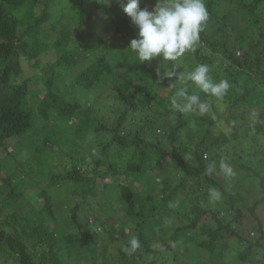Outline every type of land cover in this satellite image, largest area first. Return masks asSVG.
Masks as SVG:
<instances>
[{
    "label": "trees",
    "instance_id": "trees-1",
    "mask_svg": "<svg viewBox=\"0 0 264 264\" xmlns=\"http://www.w3.org/2000/svg\"><path fill=\"white\" fill-rule=\"evenodd\" d=\"M204 4L194 48L176 61L157 57L155 69L127 49L138 30L117 0H0V147L14 140L30 153L14 168L0 157V264H200L201 251L205 264L230 252L226 264H264V224L245 231L264 201V0ZM99 23L118 39L105 42ZM200 64L230 88L221 98L199 88L208 111L181 114L169 78ZM221 162L242 177L236 186L217 180ZM65 185L57 204L51 189ZM33 187L43 203L27 201L20 214ZM173 217L179 225H168ZM133 236L140 247L128 254Z\"/></svg>",
    "mask_w": 264,
    "mask_h": 264
},
{
    "label": "clouds",
    "instance_id": "clouds-1",
    "mask_svg": "<svg viewBox=\"0 0 264 264\" xmlns=\"http://www.w3.org/2000/svg\"><path fill=\"white\" fill-rule=\"evenodd\" d=\"M122 5L123 12L136 27V38L130 41L127 49L140 62L163 58L166 61H176L184 53L192 50L199 39V33L208 21V11L204 0H156L152 10L140 7V0H117ZM169 77L174 73H169ZM180 80L192 82L204 93L221 98L230 88L227 80L214 83L209 76V67L200 64L187 73H181ZM171 106L181 114L198 112L204 115L208 105L195 94L189 95L185 88H179L171 100ZM214 164L206 169L208 174L214 171ZM220 170L227 177L233 175L232 168L221 162ZM214 198H219L215 189L210 190ZM140 247L139 240L133 236L128 241L125 251L132 254Z\"/></svg>",
    "mask_w": 264,
    "mask_h": 264
},
{
    "label": "rangeland",
    "instance_id": "rangeland-1",
    "mask_svg": "<svg viewBox=\"0 0 264 264\" xmlns=\"http://www.w3.org/2000/svg\"><path fill=\"white\" fill-rule=\"evenodd\" d=\"M141 1V0H140ZM145 5V7H148L149 5L148 4H144ZM231 6H230V10L231 11H233L234 10V8H235V3H231L230 4ZM97 17V16H96ZM240 18H237L236 19V21L238 20V21H240L239 20ZM127 26H129V27H132V26H134L133 24H132V22L130 21V22H128V24H127ZM98 30L99 31H101L102 32V34L104 35V40H105V42H106V40H108L109 41V43L110 42H112V41H114L115 39L117 40L118 38L117 37H115V35L113 34V30H111V28L109 27V25L108 24H98ZM124 31L125 32H130V30H128L127 28H125L124 29ZM67 36V35H66ZM68 37V36H67ZM91 43H92V47H95L96 45H98V43L96 42V33L93 35V37H92V39H91ZM68 47L70 48V49H74V47H75V45L72 43V40L71 39H69V41H68ZM187 54V53H186ZM54 59V54H52V55H49V54H46V55H44V57H43V61H51V60H53ZM149 65H150V67H152V68H155V69H157V68H159L160 66H161V63H160V61L157 59V58H154V59H152L151 61H150V63H149ZM182 66L184 65L183 63L181 64ZM70 80V79H69ZM67 81V80H66ZM169 81L171 82V83H169L168 84V86H166L167 88H166V91L167 90H172V88H174V86L176 87L175 89H179V88H185V89H187L188 90V93H189V95H191V94H195V95H198L199 97H200V99H201V101L203 102V100H204V96H203V94H201L200 92L199 93H197L199 90V87L198 86H194V87H192V86H187L186 87V80H180L179 78H176V79H174V78H169ZM193 83L191 82V85H192ZM164 93L165 92V90H161V93ZM259 95V94H258ZM256 96V94H254V96H250V97H252L254 100H255V97ZM258 98H260L259 100H263V97L261 96V97H258ZM32 101V100H31ZM13 141L14 140H11V142H7L6 143V145H5V148H3V147H0V157H3V158H7V160H8V162H9V165H10V167L11 168H14V166H15V159H17L18 161H23V160H27L29 157H30V153H29V151L27 150V149H24V150H22V151H16L17 149H15V146H13L12 144H13ZM10 143H12V144H10ZM12 146V147H11ZM11 148V149H10ZM10 150H15L16 152V156H15V158L13 159L11 156H9V152H10ZM19 150V149H18ZM61 157H62V155H61V153H59V152H55V156H54V159H53V157L50 155V156H48L46 159L48 160V161H50V160H52L53 159V163H55V164H57L56 166H58V163H59V161H60V159H61ZM54 164L53 165H51V167H56ZM169 170H170V168L168 167L165 171H164V174L162 175H160V176H158V178L159 179H163L164 178V176H165V173L167 174L168 172H169ZM52 172V171H51ZM155 174H157V172L155 171ZM216 174H218L217 176H216V178H217V180L219 181V182H221L224 186H230V187H234V186H236V181H239V180H242V177L240 176V175H234V173H233V175L231 176V177H227V176H225L222 172L221 173H216ZM92 175V171L90 170V174H89V176H91ZM236 176H238L237 178H236ZM109 178H110V180H112V179H114V180H112V182H121V181H123L124 180V177H123V175H116V176H114V177H110L109 176ZM236 180V181H235ZM162 184V187L164 188V194H167L168 192H169V190H170V188H171V186L169 185V184H167V183H161ZM133 187H135V185H133ZM67 188H68V185H65V186H61V189L58 187V188H52L51 190H52V193H56L55 195H53L54 196V199H53V201H55L56 200V202H57V200L58 199H60V198H65V193H67ZM3 191H6V189H4ZM38 193V189L37 188H30V189H28V190H26L25 192H24V195H23V197H22V199H23V205H21V207L18 209L19 210V213L20 214H23L24 212H25V210L26 209H28V207L25 205V203L27 202V201H30V202H32L33 204H35V203H38V205L40 204H42L43 203V200L42 199H40V197H36V194ZM58 198V199H57ZM79 198V197H78ZM246 201L248 202V203H250L251 201H252V197L250 198V197H246ZM62 203V202H61ZM263 203H264V201H263ZM263 203H261V204H258V207H257V210H256V215H257V217L258 218H255L254 220H252L251 222H249L246 226H245V231H248V229L250 230V229H252L254 226L255 227H258V223H259V221H261L263 224H264V205H263ZM57 204H58V202H57ZM36 205V204H35ZM62 205H63V209L65 208V203L63 204L62 203ZM11 210H12V208H11ZM115 216H119V214H118V212L115 214ZM69 219L67 218L66 219V221H68ZM88 220H89V222L92 220L91 219V217H89L88 218ZM117 220H119V222H118V224L116 225L117 227H118V229L121 231V229H126L125 227H120V226H122V224H125V219H124V217H122V216H120V217H118V219ZM180 224V222H179V220H177V219H175L174 217H173V219H171V220H169L168 221V225H172V226H174V225H179ZM98 229H100V227L98 226ZM99 231H102V229H100ZM122 232V231H121ZM256 235V233H254V236ZM250 236H251V234H250ZM254 236H252V237H254ZM156 237H159V235H156L155 237H152L153 239L154 238H156ZM233 241V240H232ZM223 247V246H222ZM102 246H99V248H98V250L99 251H101L102 250ZM107 250H108V255H110V256H114V253L116 252V250H115V245H114V243H113V245L112 244H108L106 247H105ZM224 248V247H223ZM94 252V251H93ZM93 252H92V255H93ZM234 252V251H233ZM232 252H230L229 253V255L228 256H226L225 257V259H226V261L225 260H223V262H222V260H219L217 257H212L211 259H212V261H210V263H208V264H226V262L227 261H230V259H232L231 258V254ZM88 256V255H87ZM207 257H208V254H207V252L206 251H201V255L199 256V259L203 262V263H200V264H205L204 263V261L207 259ZM83 257L81 256V257H79V259L78 260H76V263L75 264H91V262H90V260L87 258V259H85L84 258V260L82 259ZM190 264H196L195 262H190Z\"/></svg>",
    "mask_w": 264,
    "mask_h": 264
}]
</instances>
